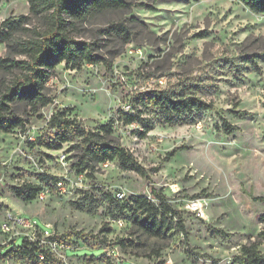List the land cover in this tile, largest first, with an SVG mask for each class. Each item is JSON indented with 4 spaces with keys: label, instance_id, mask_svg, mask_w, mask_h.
<instances>
[{
    "label": "rangeland",
    "instance_id": "rangeland-1",
    "mask_svg": "<svg viewBox=\"0 0 264 264\" xmlns=\"http://www.w3.org/2000/svg\"><path fill=\"white\" fill-rule=\"evenodd\" d=\"M127 1L128 7L95 14L74 32L100 38L107 60L79 69L61 62L47 83L52 102L29 115L23 129L0 131V248L21 236L38 241L53 259L40 252L35 264H233L240 246L252 242L264 253V202L253 198L264 195V14L237 0ZM29 14L28 0H0V23ZM112 21L124 23L127 33L101 34ZM5 53L1 42L0 56ZM152 89H184L212 106L193 123H158L144 136L137 134V123L115 121L114 136L145 175L122 168L116 159L78 172L71 166L70 143L29 145L53 133L48 119L55 108L68 107L95 129L116 117L119 107L128 109L134 95ZM223 119L235 127L232 132H224ZM43 172L59 177L62 188L45 186L43 197L38 193L29 201L10 191L11 185L40 183L37 174ZM152 187L178 211L184 233L147 236L131 220L105 214L101 190L126 199L151 197ZM83 191L99 201L93 212L72 204ZM197 199L198 209L185 207ZM104 223L110 232H101ZM78 231L86 236L78 237ZM51 235L66 242L51 241ZM89 250L107 259H92ZM0 264L33 263L0 255Z\"/></svg>",
    "mask_w": 264,
    "mask_h": 264
},
{
    "label": "trees",
    "instance_id": "trees-1",
    "mask_svg": "<svg viewBox=\"0 0 264 264\" xmlns=\"http://www.w3.org/2000/svg\"><path fill=\"white\" fill-rule=\"evenodd\" d=\"M254 13L264 14V0H237ZM29 15H20L18 19H5L0 23V43L6 46V53L0 56V131L11 132L16 127L23 129L29 115L37 113L39 108L52 102L48 90V81L55 67L64 62L72 69H79L84 63L103 62L107 59L100 53V38L83 39L74 32L79 23L95 14L107 10L122 9L130 4L127 0H28ZM35 18L32 26H27ZM101 34H125L127 28L121 21H112L99 29ZM212 104L192 93L180 89H152L134 95L126 107L117 109V116L99 124L95 129L86 128L69 108H55L48 119L53 129L49 136L39 135L29 141V145L47 148H61L70 143L73 151L71 166L78 172H93L98 164L117 160L119 166L133 170L140 175L146 171L114 136V123H137L136 132L144 136L156 124L177 125L195 122ZM245 112H238L237 115ZM153 114V115H149ZM225 133L235 127L225 119L222 121ZM179 147L168 151L173 156ZM40 183L30 181L11 185L12 194L23 201L36 198L38 193L48 187L57 189L60 178L47 173L37 174ZM264 202V195L253 196ZM100 199L105 203V214L112 219H129L147 236L163 238L172 230L184 233V225L179 213L168 202L160 189L151 188V197L133 194L126 199L118 198L109 191L101 190ZM99 201L88 191H83L72 204L88 212L96 210ZM264 220V214L260 216ZM101 232H110L104 223ZM78 237L86 235L75 232ZM264 236V230L260 235ZM49 240L56 243L66 242L63 236L51 235ZM102 240H107L102 237ZM123 242V239H120ZM38 241L21 236L18 242L0 248V255L25 259L35 264L38 254L44 252L46 259H53L49 251H43ZM86 252V251H85ZM95 260L107 259L104 253L96 255L89 250ZM233 264H264V253L258 249V243L242 244L238 254L233 256ZM45 261V260H44ZM121 264H131L123 262Z\"/></svg>",
    "mask_w": 264,
    "mask_h": 264
},
{
    "label": "built area",
    "instance_id": "built-area-1",
    "mask_svg": "<svg viewBox=\"0 0 264 264\" xmlns=\"http://www.w3.org/2000/svg\"><path fill=\"white\" fill-rule=\"evenodd\" d=\"M110 161L109 160H106L104 162H102V164L104 165H107ZM57 184L59 185V187L62 188V181H58ZM46 193V190L42 189L40 192H39V196L40 197H43ZM116 196L118 198H123V194L122 193H117ZM201 206V201L199 199L197 200H190V201H187L186 204H185V207L187 209H191V210H196L198 209L199 207ZM118 221H120V219H118ZM28 224H30V222L28 221ZM42 257V255H40Z\"/></svg>",
    "mask_w": 264,
    "mask_h": 264
}]
</instances>
